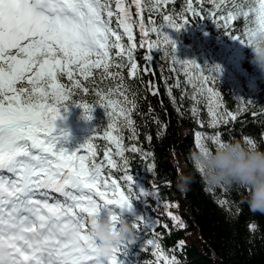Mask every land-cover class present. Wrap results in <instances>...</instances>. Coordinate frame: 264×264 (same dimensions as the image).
<instances>
[{"label": "snow or ice", "instance_id": "snow-or-ice-1", "mask_svg": "<svg viewBox=\"0 0 264 264\" xmlns=\"http://www.w3.org/2000/svg\"><path fill=\"white\" fill-rule=\"evenodd\" d=\"M175 3L0 0V264H122L119 254L133 242L114 250L110 257L98 256L88 235L90 220L107 210L112 222L118 223L124 211L132 210L134 200L149 197L167 210L169 203L162 199L154 182L149 189L134 187L126 153H140L145 159L152 154L142 151L137 143L126 146L123 135L127 130L129 141L139 139L133 119L139 93L125 82L124 70L128 80L142 81L145 74L155 75L156 52L165 60L171 58L170 71L179 65L186 83L192 86V117H197L196 105L204 102L211 117L208 127L217 129L211 135L195 131V147L208 151L211 148L206 141L218 147L234 139H223L219 131L221 125L238 118V113L227 110L213 87L222 69L215 65L205 75V67L195 60L181 61L176 56V41L166 29L179 32L196 20L211 19L230 39L248 46L255 31H264V0H183L180 12L175 11ZM241 19L244 27L235 34L233 21ZM135 28L139 29V40ZM141 50L143 65L136 55ZM64 79L67 83L62 82ZM104 81L112 84L100 87ZM148 87L152 95H158L151 82ZM172 87H180L179 79ZM172 87L168 94L175 104ZM90 92L98 104L69 103L77 93ZM186 94L182 89V98ZM252 103L245 101V107ZM69 106L81 108L86 120L93 119L92 113L99 106L108 118L106 125L94 129L74 150L65 146L70 133L57 124L66 119ZM149 111H153L151 106ZM176 111L183 117L179 106ZM154 120L161 124L157 137L162 138L168 125L158 117ZM198 122L203 128V122ZM98 139L108 144L102 158L95 143ZM146 139L150 143L152 136ZM242 142L259 149L252 137L244 136ZM155 167L153 162L146 169L154 175ZM194 167L202 175L195 162ZM113 170L121 175L114 176ZM216 187L227 190L224 185ZM166 214L175 225L185 227L180 217L170 211ZM134 226L137 233H145L144 250L151 248L156 264H181L175 249L171 256L166 254L162 236L156 231L158 218L138 215ZM163 227L167 229L166 224ZM249 230L255 232L257 225L249 224ZM183 244L180 241L177 247Z\"/></svg>", "mask_w": 264, "mask_h": 264}, {"label": "trees", "instance_id": "trees-1", "mask_svg": "<svg viewBox=\"0 0 264 264\" xmlns=\"http://www.w3.org/2000/svg\"><path fill=\"white\" fill-rule=\"evenodd\" d=\"M182 7L183 0H176L175 11L180 12ZM160 23L161 21L157 20V24ZM233 25L235 34H239L244 27V21L242 19L239 22L233 21ZM113 27H116L115 21ZM166 31L176 41V56L181 61L195 60L201 67H205V75L215 65H219L222 69L213 87L220 93L227 110L238 113L236 121L230 122L227 126H220L219 131L224 134L223 139L228 140L231 136L242 141V137L249 136L257 141L259 149L264 150V139H262L264 115L260 114L264 113V73L260 72L252 62L250 48L230 39L225 30L216 26L211 19L196 20L179 32L171 29ZM134 34L139 40L138 28L134 29ZM123 42L127 45L126 37ZM136 55L138 63L143 65V51H138ZM155 56V75L145 74L142 81L128 80L127 69L124 70L125 82L139 93L136 97L138 108L133 113L139 139L129 141L127 130L123 135L126 146L137 143L138 146H142V151L152 154L145 159L140 153H126L130 158L134 187L137 190L149 189L154 182L160 187L161 197L169 203V207L166 210L162 204L157 206L149 197L144 200H134L132 210L124 211L122 216L129 222H134L138 215L158 218L160 226L156 231L162 236V246L169 256L172 255L171 250L175 249V255L181 264H264V214L250 210L245 201L246 190L225 186L227 189L225 191L216 186H208L204 182L192 159L193 153L198 151L195 147L194 134L195 131H201L211 135L217 129L208 127L211 117L204 102L196 105L198 114L197 117H192L189 110L193 107L194 101L189 97L193 89L186 83L184 72L179 65L176 66V71H170L171 58L165 60L160 52H156ZM162 66L163 71H161ZM177 79L180 81V87H172ZM62 82L67 83L66 79ZM149 82L158 90V95L151 94ZM111 84V81H104L100 87L107 88ZM169 87H172L175 104L169 97ZM182 89L187 93L183 98ZM248 100L253 103L245 107V101ZM73 101L98 104V98L92 92L87 95L77 93L69 103ZM149 106L152 112L149 111ZM177 106L183 112V117L176 111ZM253 113L257 115L254 116ZM65 116L66 119L57 121V124L70 133L65 145L69 150H74L83 144L93 134L94 129L106 125L108 119L105 110L99 106L92 113V120H86L83 110L76 106H69ZM154 117H158L160 122L168 125L163 130L162 138L157 137L161 124L156 123ZM198 121L203 122V128ZM103 130L102 128L101 135ZM148 135L152 136L150 143L146 139ZM206 142L210 148H214L211 141ZM95 143L99 146L98 156L102 158L103 150L108 144L99 139ZM153 162L156 165L154 175L146 169L147 165ZM180 173L192 177V182L186 191L178 190L176 186ZM113 174L121 175L116 170H113ZM165 182H170V186H164ZM51 195L62 199L58 194ZM218 201H227V203L221 205ZM173 204H178V207L172 206ZM166 211L180 217L185 227L180 228L179 225H175ZM102 215L107 218V210H103ZM251 223L257 225L255 232L249 230ZM165 224L167 229L163 227ZM145 240V233L136 232L134 242L119 254L122 264H156V257L152 254L151 248L148 251L144 250ZM180 241L184 242L183 247H177Z\"/></svg>", "mask_w": 264, "mask_h": 264}, {"label": "clouds", "instance_id": "clouds-1", "mask_svg": "<svg viewBox=\"0 0 264 264\" xmlns=\"http://www.w3.org/2000/svg\"><path fill=\"white\" fill-rule=\"evenodd\" d=\"M247 47L252 52V62L264 73V31H255ZM192 159L202 169V179L208 186L249 189L245 201L250 210L264 214V150L232 139L208 151L198 150ZM191 182V176L180 173L176 186L178 190L186 191ZM88 235L95 244L96 254L110 257L114 250L134 242L136 228L134 222H129L124 216L114 224L110 217L100 214L90 220Z\"/></svg>", "mask_w": 264, "mask_h": 264}]
</instances>
